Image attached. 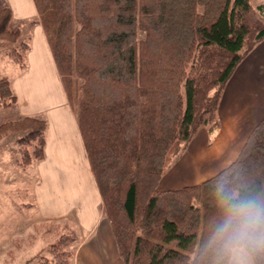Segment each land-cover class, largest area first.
<instances>
[{
	"label": "trees",
	"instance_id": "16d2710c",
	"mask_svg": "<svg viewBox=\"0 0 264 264\" xmlns=\"http://www.w3.org/2000/svg\"><path fill=\"white\" fill-rule=\"evenodd\" d=\"M74 109L92 174L126 264H221L213 237L225 201L264 207V118L237 159L212 177L159 190L194 134L219 126L222 92L241 60L264 39V3L252 0H34ZM0 7L1 45L27 66L26 40ZM144 33L141 37L140 33ZM17 96L0 78V104ZM47 121L25 115L0 124L17 138L27 167L44 158ZM69 234L35 257L69 264ZM255 264H264V249ZM29 261V260H28Z\"/></svg>",
	"mask_w": 264,
	"mask_h": 264
},
{
	"label": "crops",
	"instance_id": "0c3cea01",
	"mask_svg": "<svg viewBox=\"0 0 264 264\" xmlns=\"http://www.w3.org/2000/svg\"><path fill=\"white\" fill-rule=\"evenodd\" d=\"M252 2L257 5L264 0ZM5 5L13 12L12 28L20 29L23 22L31 19L32 44L27 52L28 65L21 78L11 81L17 96L14 102L17 104V116L45 118L47 128L44 158L30 163L37 162L38 177L32 198L26 202L28 207L38 210L39 217L16 226L9 234L0 233V264L16 262L19 246L34 239L25 235L36 233V220L45 223L56 219L74 223L70 264H126L104 210L78 121L46 32L41 23H31L39 19L36 4L34 0H0V7ZM218 118L219 126L215 131L210 132L207 126H202L194 134L163 174L159 190L200 183L237 159L250 133L264 118V39L232 73L222 92ZM46 252L43 250L42 254ZM37 253L23 264L39 259L35 257Z\"/></svg>",
	"mask_w": 264,
	"mask_h": 264
},
{
	"label": "rangeland",
	"instance_id": "374dc122",
	"mask_svg": "<svg viewBox=\"0 0 264 264\" xmlns=\"http://www.w3.org/2000/svg\"><path fill=\"white\" fill-rule=\"evenodd\" d=\"M30 20L22 23V27L19 29L20 37L18 42L26 40L29 44H32ZM140 35L143 37L144 33L141 32ZM3 42L6 41L0 39V78L8 77L14 82L22 77L26 69L13 62L8 55V50L17 43L10 42L7 43V46H4L1 45ZM13 103L10 106L0 104V124L4 121L19 118L17 116V104ZM24 133V130H6L0 134V233L9 234L11 230L17 228L16 226L20 227L23 223L39 217L38 210L30 208L28 207V203L26 204L32 198L33 186L38 177L37 162L29 164L25 168L17 163V158L21 156L17 138ZM73 226L74 223L71 220L60 221L56 219L45 221V223H38L36 220V233L33 236H31L32 234L25 235L26 238L34 237V239L29 243L24 242V245L19 246L14 264H23L27 258L37 253L42 247L58 241L65 234H69L74 238L71 229ZM71 243L68 247L70 249H72ZM45 255L48 258L52 257L49 252H46ZM30 264H40V259L34 258Z\"/></svg>",
	"mask_w": 264,
	"mask_h": 264
},
{
	"label": "clouds",
	"instance_id": "9594fccd",
	"mask_svg": "<svg viewBox=\"0 0 264 264\" xmlns=\"http://www.w3.org/2000/svg\"><path fill=\"white\" fill-rule=\"evenodd\" d=\"M227 216L216 228L221 264H253V256L264 249V207L252 200L225 201Z\"/></svg>",
	"mask_w": 264,
	"mask_h": 264
}]
</instances>
